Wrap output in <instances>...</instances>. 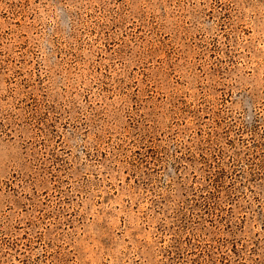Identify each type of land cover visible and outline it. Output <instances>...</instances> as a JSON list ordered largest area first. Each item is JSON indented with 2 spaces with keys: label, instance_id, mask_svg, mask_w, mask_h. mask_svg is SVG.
<instances>
[{
  "label": "rangeland",
  "instance_id": "374dc122",
  "mask_svg": "<svg viewBox=\"0 0 264 264\" xmlns=\"http://www.w3.org/2000/svg\"><path fill=\"white\" fill-rule=\"evenodd\" d=\"M0 264H264V0H0Z\"/></svg>",
  "mask_w": 264,
  "mask_h": 264
}]
</instances>
